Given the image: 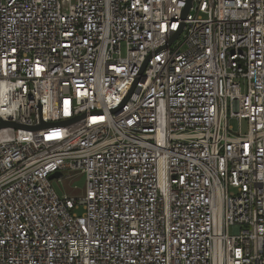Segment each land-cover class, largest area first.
Here are the masks:
<instances>
[{
	"label": "built area",
	"instance_id": "obj_1",
	"mask_svg": "<svg viewBox=\"0 0 264 264\" xmlns=\"http://www.w3.org/2000/svg\"><path fill=\"white\" fill-rule=\"evenodd\" d=\"M185 7L0 0V264H264V0Z\"/></svg>",
	"mask_w": 264,
	"mask_h": 264
},
{
	"label": "rangeland",
	"instance_id": "obj_2",
	"mask_svg": "<svg viewBox=\"0 0 264 264\" xmlns=\"http://www.w3.org/2000/svg\"><path fill=\"white\" fill-rule=\"evenodd\" d=\"M229 125L237 130V122L230 120ZM85 176L83 174H64L62 179L58 181L57 179L51 180V186L57 193L59 197L68 196V197H82L85 191ZM80 214V211H77ZM232 229H230V233Z\"/></svg>",
	"mask_w": 264,
	"mask_h": 264
},
{
	"label": "water",
	"instance_id": "obj_3",
	"mask_svg": "<svg viewBox=\"0 0 264 264\" xmlns=\"http://www.w3.org/2000/svg\"><path fill=\"white\" fill-rule=\"evenodd\" d=\"M190 3H191V0H186V7L185 9L183 10V16H185L188 12V9L190 8ZM72 122V121H71ZM71 122H67V123H64V124H70ZM51 126L50 124H46V123H41L40 125L36 126V127H33L34 130H37V129H41V128H45V127H49ZM8 127H12V128H21L19 125H16L14 123H10V122H1L0 123V129L2 128H8ZM61 177V174L60 173H55V174H52L49 179L52 180V179H58Z\"/></svg>",
	"mask_w": 264,
	"mask_h": 264
}]
</instances>
